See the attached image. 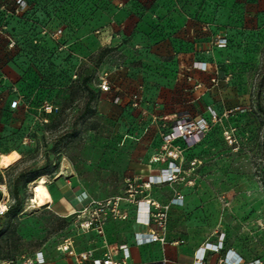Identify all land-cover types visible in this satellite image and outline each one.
<instances>
[{
  "label": "rangeland",
  "instance_id": "1",
  "mask_svg": "<svg viewBox=\"0 0 264 264\" xmlns=\"http://www.w3.org/2000/svg\"><path fill=\"white\" fill-rule=\"evenodd\" d=\"M42 9L0 47V158L20 156L0 170L13 205L0 217V264L67 240L87 248L85 207L175 165L177 182L149 191L172 205L175 247L195 257L222 248L205 249L203 264L231 252L264 264V0H46ZM198 119L199 138L167 144L176 122ZM43 178L53 204L38 210Z\"/></svg>",
  "mask_w": 264,
  "mask_h": 264
},
{
  "label": "built area",
  "instance_id": "2",
  "mask_svg": "<svg viewBox=\"0 0 264 264\" xmlns=\"http://www.w3.org/2000/svg\"><path fill=\"white\" fill-rule=\"evenodd\" d=\"M29 8L27 0H16V8L14 9L12 16H18L26 12ZM62 33V31H59ZM206 64L197 63V68L203 70ZM101 90L103 93L112 94L115 92L114 102L120 104L121 97L118 95L119 90L111 85L107 78H103L101 84ZM135 106H138L136 103ZM206 121L203 119L198 120H185L176 122L174 124L171 134L168 136V145L172 142L182 139L183 141H191L199 138L200 135L206 130ZM170 158L177 159L179 152L173 150L169 152ZM159 157H154L153 162H160ZM180 169L175 165L170 172L166 174L155 175L149 179L142 181L139 184V179L127 180V197H115L105 201H92L81 212L82 220L79 222L80 228L83 232H94L97 236L105 239V228L110 221H127L129 219V213L124 209L125 205H131L136 207V223L142 227L148 228L147 233H138L135 236L137 245H149L158 243L162 246L169 245L168 232H169V220L172 205H162L151 198L149 191L153 186L165 183H176L180 177ZM2 199L0 200V217L8 213L12 202L10 195H6L3 191ZM184 201V196L180 193L176 194L172 204L179 205ZM2 205L4 207H2ZM178 241L173 244H180ZM106 252L102 258L95 257L94 250H88L85 252H78L73 240H67L64 244L58 247V251L75 260L76 264H127L130 260L129 249L125 246L120 247L118 250L123 254V262H117L114 259V253L117 251L114 247L105 243ZM198 256V255H197ZM205 254L202 258L196 257L194 264H203ZM46 259L42 252H38L34 258L27 259L24 264H45ZM221 264H262L260 262L247 263L239 255L230 256V253L226 256L225 260Z\"/></svg>",
  "mask_w": 264,
  "mask_h": 264
},
{
  "label": "crops",
  "instance_id": "3",
  "mask_svg": "<svg viewBox=\"0 0 264 264\" xmlns=\"http://www.w3.org/2000/svg\"><path fill=\"white\" fill-rule=\"evenodd\" d=\"M31 6L34 10L38 12V16L42 18L45 12L42 7L45 5L46 0H29ZM109 0H103L104 2H108ZM117 1V0H110ZM34 6H33V5ZM16 8V0H0V47L2 49L3 45H5L4 37L10 35L14 24L8 26L6 19L13 13ZM22 14L21 16H23ZM20 16V17H21ZM109 35H105L103 38L104 42L109 41ZM2 157V156H1ZM60 206V205H59ZM57 210L64 211L63 207H57ZM124 209L129 213V219L127 221H110L106 228L105 233L106 237L103 238H95L94 233L92 234V241L87 248L79 247L78 243L74 241L76 250L78 252H85L88 250L95 251L96 258H102L104 253L106 252L105 243L114 247L117 251L114 253V259L117 262H123V254L118 250L120 247L125 246L129 249L130 252V260L127 264H194L195 256L194 250L190 249L187 246H179L175 247L173 244L174 241L168 235L169 245L162 246L161 244L154 243L149 245H137L135 241V236L138 233H147L148 228L142 227L136 223V207L135 206H124ZM73 208L68 211L73 213ZM75 213V211H74ZM73 213V214H74ZM169 233V232H168ZM183 242V241H182ZM211 247H215L211 245ZM204 249V248H203ZM211 251V250H210ZM213 251V250H212ZM44 254L46 259L45 264H76L75 260L68 256L67 254L61 253L59 251L54 252H44L40 251ZM237 254V253H235ZM89 264H93L92 262ZM221 264V261L219 262Z\"/></svg>",
  "mask_w": 264,
  "mask_h": 264
},
{
  "label": "bare ground",
  "instance_id": "4",
  "mask_svg": "<svg viewBox=\"0 0 264 264\" xmlns=\"http://www.w3.org/2000/svg\"><path fill=\"white\" fill-rule=\"evenodd\" d=\"M20 161V156L19 154H17L16 152H13L9 155H4L0 158V170H5V169H8L9 167L17 164L18 162ZM47 189H48V186H47V182H46V179H41L40 182H38L34 189H33V192H34V204H35V209H38V210H42L44 208L46 209H50L52 204H53V198L48 194L47 192ZM0 190L3 191L6 195L9 194L8 192V189L5 187V186H1L0 187ZM2 207H4L2 205ZM73 213H74V210H73ZM72 213V214H73ZM77 212H75L74 214H76ZM73 214V215H74ZM72 216V215H71ZM217 246V250H213L212 248H201L200 250L197 251V255L199 258H202L204 252H205V249L206 250H213V251H219L220 249L222 248H219L218 245ZM233 255H238V254H235L233 252L230 253V256H233Z\"/></svg>",
  "mask_w": 264,
  "mask_h": 264
},
{
  "label": "trees",
  "instance_id": "5",
  "mask_svg": "<svg viewBox=\"0 0 264 264\" xmlns=\"http://www.w3.org/2000/svg\"><path fill=\"white\" fill-rule=\"evenodd\" d=\"M27 2H28V5H29V7H30V6H31L30 1L27 0ZM32 5H33V4H32ZM33 6H34V5H33ZM36 12H37V11L34 10V8L32 7L31 9H28V10L24 13V15L21 16V17H15V16H10V17H8V18L6 19L8 26H11L12 24H14V27H13L12 32L10 33V35H11V34H14V29H15L16 26H18V25H20V24H22V25L26 24L27 21L30 19V16H33V14L36 13ZM52 115H53V114H47L46 116L51 117ZM1 194H2V192H1ZM12 209H13V205H11V207H10L8 213H9Z\"/></svg>",
  "mask_w": 264,
  "mask_h": 264
}]
</instances>
